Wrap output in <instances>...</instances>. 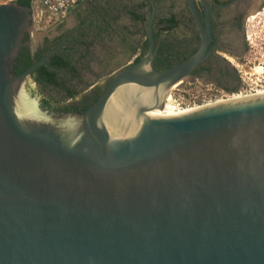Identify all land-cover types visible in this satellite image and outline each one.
<instances>
[{
  "label": "water",
  "instance_id": "water-1",
  "mask_svg": "<svg viewBox=\"0 0 264 264\" xmlns=\"http://www.w3.org/2000/svg\"><path fill=\"white\" fill-rule=\"evenodd\" d=\"M151 50L114 73L83 113L42 109L33 73L15 63L33 27L32 7L0 0V264H264V96L172 118L173 86L191 80L210 33L193 56L167 70ZM141 91L120 126L104 119L111 97Z\"/></svg>",
  "mask_w": 264,
  "mask_h": 264
},
{
  "label": "flooded vegetation",
  "instance_id": "flooded-vegetation-1",
  "mask_svg": "<svg viewBox=\"0 0 264 264\" xmlns=\"http://www.w3.org/2000/svg\"><path fill=\"white\" fill-rule=\"evenodd\" d=\"M105 5L110 9L104 12V20H96L94 6L88 7L90 15L81 16L86 8L82 2L69 14L83 19L81 24L62 37H46L37 46L31 44L32 33H27L23 47L32 54L42 53L45 57L54 51L51 56L59 55L70 63L66 71L57 73V78L74 95L53 85L43 91L32 75L46 95L42 109L52 110L49 91L67 102L81 98L77 105L59 107L57 112L86 111L105 92L114 73L150 52L148 23L153 12L156 69L160 63L170 69L197 53L203 43V26L210 33L206 56L191 75L213 90L233 93L243 89L240 66L246 53V26L253 13L264 9V0H109ZM140 16L147 20L142 22ZM166 20H170L169 29ZM55 27L60 30L64 24ZM101 53H106L105 62Z\"/></svg>",
  "mask_w": 264,
  "mask_h": 264
},
{
  "label": "rangeland",
  "instance_id": "rangeland-1",
  "mask_svg": "<svg viewBox=\"0 0 264 264\" xmlns=\"http://www.w3.org/2000/svg\"><path fill=\"white\" fill-rule=\"evenodd\" d=\"M109 0H85V10L81 14V16L86 18L87 15H90L89 6L96 7L97 9H93V12L96 13V20H104L105 14L104 12L110 9V5L106 6ZM107 12V11H106ZM80 18V17H79ZM78 17L69 15L66 20L62 23L64 27L60 30H57L55 26L47 28L45 30H38L33 33L34 29L31 30L33 33V38L31 44H35L36 46L41 44L43 40L48 38L62 37L67 32L71 31L75 26L81 24L82 20ZM126 22V21H125ZM128 22V21H127ZM246 41H245V55L242 59L240 70L242 75V85L244 95H252L259 92H264V9L259 13H253L248 20L246 26ZM248 37L250 40H248ZM31 40V39H30ZM101 56L106 58V53H101ZM108 57V56H107ZM262 68L261 71H257V68ZM106 81V80H104ZM105 82L103 83V85ZM30 85V95L36 100L43 102L45 99V94L41 90V87L32 79L29 81ZM205 83L202 81L193 82L191 80L185 81L184 84H181L179 87H175L170 92V98L168 101V110H173L175 105L182 102H189L190 96L198 97L201 99L200 95L205 91L204 89ZM48 95L51 96V105L54 110L59 107H63L66 105H77L79 103V99L72 102H67L66 100H61V96L54 92H49ZM66 101V102H65ZM178 110V109H177ZM59 112V111H58ZM60 113H72V112H60Z\"/></svg>",
  "mask_w": 264,
  "mask_h": 264
},
{
  "label": "bare ground",
  "instance_id": "bare-ground-1",
  "mask_svg": "<svg viewBox=\"0 0 264 264\" xmlns=\"http://www.w3.org/2000/svg\"><path fill=\"white\" fill-rule=\"evenodd\" d=\"M248 40H250L249 37H248ZM261 69L262 68L258 67L257 71H261ZM184 82L185 81L179 82L178 84L173 86L172 89L177 87V86L179 87L181 84H184ZM140 91H141V105H147L150 102H152L151 94L153 93L154 88H142L140 85L134 84V83L126 85L121 89V91L116 92L111 97L109 104H108V108H107L105 115H104V119H105L106 123L120 125V126L122 125V126L126 127L128 125V123L133 122L135 119L134 118L135 115L130 113L128 111V109L130 107L131 101L135 97L134 95L137 93H140ZM253 95L264 96V92H259V93L252 94V95L239 94V95L231 96L226 100L221 99V100H218V101L213 102V103H209V104H205V105H199V106L189 108V109H184V110H182V109L177 110L176 106L173 107L175 109L168 110V101L170 98V93H169L167 98H166V101H165L166 106L164 109L147 110L146 113L144 114V116L150 117V118L179 117V116H183V115L198 111V110L203 109L205 107L217 105L220 103H226L229 101L241 100V99L249 98Z\"/></svg>",
  "mask_w": 264,
  "mask_h": 264
},
{
  "label": "built area",
  "instance_id": "built-area-1",
  "mask_svg": "<svg viewBox=\"0 0 264 264\" xmlns=\"http://www.w3.org/2000/svg\"><path fill=\"white\" fill-rule=\"evenodd\" d=\"M83 1L84 0H33V33L35 32V30H45L62 23L71 13V11L79 6ZM204 89L205 91L200 95L201 99H199L198 97L190 96V98L188 99L189 102H182L175 106L178 110H184L199 105L213 103L221 99L226 100L231 96L244 94L242 90L233 93L213 90L210 85L206 84L204 85Z\"/></svg>",
  "mask_w": 264,
  "mask_h": 264
},
{
  "label": "trees",
  "instance_id": "trees-1",
  "mask_svg": "<svg viewBox=\"0 0 264 264\" xmlns=\"http://www.w3.org/2000/svg\"><path fill=\"white\" fill-rule=\"evenodd\" d=\"M16 1L20 5L25 6V7H32V3H33V0H16ZM138 19L141 20L142 22H145L147 20L145 16H140L138 17ZM166 22L169 24L167 26L169 29L170 20H166ZM43 57H44V54L42 53L32 54L31 50L28 47H23L20 50L19 55L16 59L17 63L14 67L15 75L21 74L26 69L34 65L36 62L43 59ZM137 61H139V59ZM69 66H70V63L65 61L61 56L59 55L51 56V58L47 61L46 64L39 67L33 73L35 77L34 80L42 87L43 91H45L49 86L53 85L54 87L64 88L65 90L69 92L70 95H74L75 93L72 90H68V88L63 85V82H59L57 78V73L66 71ZM160 66L161 67L158 68L159 70H166L170 67V66L169 67L167 66L165 68L164 65H162V63H160ZM92 105L87 106L85 109L87 110Z\"/></svg>",
  "mask_w": 264,
  "mask_h": 264
},
{
  "label": "crops",
  "instance_id": "crops-1",
  "mask_svg": "<svg viewBox=\"0 0 264 264\" xmlns=\"http://www.w3.org/2000/svg\"><path fill=\"white\" fill-rule=\"evenodd\" d=\"M83 2H85V0ZM84 10H85V8H84Z\"/></svg>",
  "mask_w": 264,
  "mask_h": 264
}]
</instances>
